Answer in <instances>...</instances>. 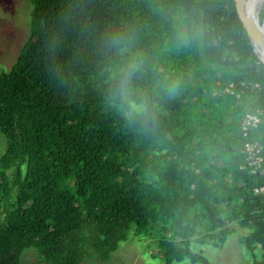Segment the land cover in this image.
<instances>
[{
	"label": "trees",
	"instance_id": "1",
	"mask_svg": "<svg viewBox=\"0 0 264 264\" xmlns=\"http://www.w3.org/2000/svg\"><path fill=\"white\" fill-rule=\"evenodd\" d=\"M31 4L34 39L0 73V264H20L28 248L46 264L105 262L132 229L159 222L162 264H195L192 242L222 244L231 223L250 230L240 243L260 247L252 264H264V197L253 193L264 186V163L257 174L241 168L246 140L264 148L263 122L248 138L241 131L246 113L260 110L264 121V64L234 1ZM177 8L202 35L182 42ZM125 20L138 25L151 63L180 85L157 131L124 117L95 52L97 34Z\"/></svg>",
	"mask_w": 264,
	"mask_h": 264
},
{
	"label": "clouds",
	"instance_id": "2",
	"mask_svg": "<svg viewBox=\"0 0 264 264\" xmlns=\"http://www.w3.org/2000/svg\"><path fill=\"white\" fill-rule=\"evenodd\" d=\"M171 20L182 42L202 35L190 11L177 8ZM140 39L134 20L121 21L97 34L95 52L107 73L109 97L123 109L124 117L157 131L163 104L179 94L180 85L157 70L144 54Z\"/></svg>",
	"mask_w": 264,
	"mask_h": 264
},
{
	"label": "rangeland",
	"instance_id": "3",
	"mask_svg": "<svg viewBox=\"0 0 264 264\" xmlns=\"http://www.w3.org/2000/svg\"><path fill=\"white\" fill-rule=\"evenodd\" d=\"M31 0H0V73L8 72L17 62L20 50L28 39H34L30 32ZM258 22L264 25V4L261 5ZM261 61L258 50L255 52ZM264 64V63H263ZM6 149V139L0 135V157ZM163 223L159 222L147 233L136 234L132 229L126 241L121 242L105 262L86 259L81 264H162L157 242L163 235ZM224 242L191 244V250L200 259L195 264H203L207 259L211 264H252L262 255L260 247L248 250L240 243V238L247 236L250 230L231 223ZM20 264H46L33 248L23 251ZM174 264H192L190 260Z\"/></svg>",
	"mask_w": 264,
	"mask_h": 264
},
{
	"label": "built area",
	"instance_id": "4",
	"mask_svg": "<svg viewBox=\"0 0 264 264\" xmlns=\"http://www.w3.org/2000/svg\"><path fill=\"white\" fill-rule=\"evenodd\" d=\"M233 84L226 88V92L232 94ZM257 87V85H256ZM263 112L258 110L255 113H246L241 122V131L244 137H249V132L255 129L264 121ZM263 143L260 139L251 138L243 143L241 153L245 156V165L241 168H247L252 174L262 172L264 157H263ZM253 193L264 197V186H257L253 189Z\"/></svg>",
	"mask_w": 264,
	"mask_h": 264
},
{
	"label": "water",
	"instance_id": "5",
	"mask_svg": "<svg viewBox=\"0 0 264 264\" xmlns=\"http://www.w3.org/2000/svg\"><path fill=\"white\" fill-rule=\"evenodd\" d=\"M233 1L238 18L243 26V29L245 30L250 43L255 48V52L256 50H259L264 53V33L246 12L245 0Z\"/></svg>",
	"mask_w": 264,
	"mask_h": 264
},
{
	"label": "bare ground",
	"instance_id": "6",
	"mask_svg": "<svg viewBox=\"0 0 264 264\" xmlns=\"http://www.w3.org/2000/svg\"><path fill=\"white\" fill-rule=\"evenodd\" d=\"M264 4V0H245V7H246V12L248 13V15L252 18V20H254V22L256 23V25L262 29L263 33H264V25H261L258 22V12L259 9L261 7V5ZM258 53L261 56V60L264 63V53L258 50Z\"/></svg>",
	"mask_w": 264,
	"mask_h": 264
}]
</instances>
